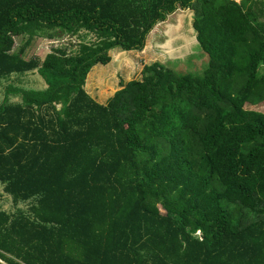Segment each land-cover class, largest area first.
Returning a JSON list of instances; mask_svg holds the SVG:
<instances>
[{
    "label": "trees",
    "instance_id": "1",
    "mask_svg": "<svg viewBox=\"0 0 264 264\" xmlns=\"http://www.w3.org/2000/svg\"><path fill=\"white\" fill-rule=\"evenodd\" d=\"M179 10L203 73L152 63L98 102L93 68ZM34 71L0 104V183L30 205L0 210V264H264V0H0V79Z\"/></svg>",
    "mask_w": 264,
    "mask_h": 264
},
{
    "label": "rangeland",
    "instance_id": "2",
    "mask_svg": "<svg viewBox=\"0 0 264 264\" xmlns=\"http://www.w3.org/2000/svg\"><path fill=\"white\" fill-rule=\"evenodd\" d=\"M240 0H237L239 2ZM194 15L190 11L179 10L166 22L156 25L147 38L143 51L109 52V65H97L93 68L86 82L88 92L100 103L106 104L113 95L131 80L139 79L146 65L160 63L183 73L201 75L207 66L205 56L196 39L193 29ZM85 34V33H84ZM22 37L16 39V50L26 43ZM79 36H63L58 39L35 37L26 50L25 57L44 59L54 47H67L78 50L81 45ZM88 42L96 43L91 36ZM13 86L24 90L43 91L46 85L41 77L34 73L13 76L8 80L0 79V104L4 101L6 90ZM20 101L13 98L10 103ZM251 110L264 113V104ZM5 186L0 183V210L15 214L17 211L27 212L29 203L15 204L12 198L4 193Z\"/></svg>",
    "mask_w": 264,
    "mask_h": 264
},
{
    "label": "water",
    "instance_id": "3",
    "mask_svg": "<svg viewBox=\"0 0 264 264\" xmlns=\"http://www.w3.org/2000/svg\"><path fill=\"white\" fill-rule=\"evenodd\" d=\"M194 15V14H193ZM195 31V30H194Z\"/></svg>",
    "mask_w": 264,
    "mask_h": 264
}]
</instances>
